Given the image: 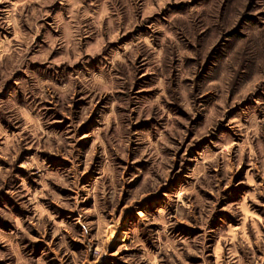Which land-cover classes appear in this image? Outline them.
I'll use <instances>...</instances> for the list:
<instances>
[{"label": "rangeland", "instance_id": "rangeland-1", "mask_svg": "<svg viewBox=\"0 0 264 264\" xmlns=\"http://www.w3.org/2000/svg\"><path fill=\"white\" fill-rule=\"evenodd\" d=\"M0 264H264V0H0Z\"/></svg>", "mask_w": 264, "mask_h": 264}]
</instances>
